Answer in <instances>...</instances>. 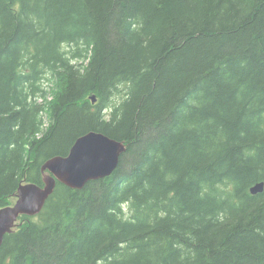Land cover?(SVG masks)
<instances>
[{"label":"trees","instance_id":"trees-1","mask_svg":"<svg viewBox=\"0 0 264 264\" xmlns=\"http://www.w3.org/2000/svg\"><path fill=\"white\" fill-rule=\"evenodd\" d=\"M89 130L117 167L0 264H264V0H0V207Z\"/></svg>","mask_w":264,"mask_h":264},{"label":"water","instance_id":"water-1","mask_svg":"<svg viewBox=\"0 0 264 264\" xmlns=\"http://www.w3.org/2000/svg\"><path fill=\"white\" fill-rule=\"evenodd\" d=\"M91 100L95 102L94 95ZM125 150L124 141L100 131L89 130L75 138L65 155H53L45 159L40 166L42 185L21 183L14 201L0 207V246L4 236L13 232L21 215L34 216L42 210L56 182L72 189H81L91 180L111 175ZM262 191V183L250 189L251 194Z\"/></svg>","mask_w":264,"mask_h":264},{"label":"bare ground","instance_id":"bare-ground-1","mask_svg":"<svg viewBox=\"0 0 264 264\" xmlns=\"http://www.w3.org/2000/svg\"><path fill=\"white\" fill-rule=\"evenodd\" d=\"M92 96V95H91ZM90 96V97H91ZM95 97V96H94ZM92 101V100H91ZM95 101H96V99H95ZM94 103V102H93ZM126 144V143H125ZM258 183H262V188H263V181H258V182H255L253 185H251L250 187H249V192H250V189H251V187H253L254 185H256V184H258Z\"/></svg>","mask_w":264,"mask_h":264}]
</instances>
